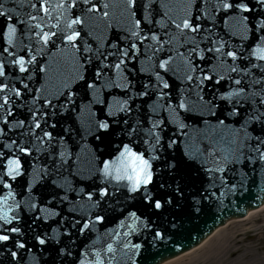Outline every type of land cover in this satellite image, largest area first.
<instances>
[{"label":"snow or ice","instance_id":"snow-or-ice-1","mask_svg":"<svg viewBox=\"0 0 264 264\" xmlns=\"http://www.w3.org/2000/svg\"><path fill=\"white\" fill-rule=\"evenodd\" d=\"M5 2L0 264L37 248L43 264H106L88 242L105 222L140 251L213 206L264 203V0H29L24 19ZM110 7L114 33L85 30Z\"/></svg>","mask_w":264,"mask_h":264},{"label":"water","instance_id":"water-1","mask_svg":"<svg viewBox=\"0 0 264 264\" xmlns=\"http://www.w3.org/2000/svg\"><path fill=\"white\" fill-rule=\"evenodd\" d=\"M28 2L29 0H20V3L23 4V7H21L20 3H15V0H13V3L5 2V7H12L15 4L17 14L19 15L20 19H24L25 12L31 11L27 7ZM166 2L171 5H176L180 3V0H166ZM101 3L118 5L120 3V0H101ZM108 11L110 12V16H113L112 19L105 21L103 18H100L95 22H86L85 30L87 31L90 28L96 27L98 25L99 27L97 28L96 32L97 35H99L101 31L105 36L109 35L110 32L114 33L117 27L115 19L119 17V8L110 7ZM178 12V8H173V14H178ZM105 23L112 24V29H106ZM234 42L238 43V40H234ZM141 60L143 62L138 63L137 67L146 68L150 71V62L145 61L143 57L141 58ZM103 95L107 96L108 90H105ZM95 107L99 108L100 106L96 105ZM77 143H79V138H77ZM92 143L93 142L91 141V138H87L85 139L81 147H76L74 149V151L80 153L81 161L84 162L85 165L87 160L90 159L89 149L92 147ZM74 171L75 169H73V172ZM66 178L69 182H72L74 186H79L75 185V179L73 176L66 174ZM253 191H258V189L254 188ZM263 204L264 203L253 200L251 197H245L238 201V207L236 205H228L226 208L213 206L210 212H207L199 218L193 219L190 222L185 221V228L188 229V231L184 232V234L180 237H177L175 244H173L171 241H166L164 244H156L154 246H150L148 243H145L143 249L140 251L124 249L123 245L120 243L121 238L113 237L110 235L111 230L115 228V224L108 222H105V224L103 225H98L97 228L93 230V233L91 234V240L88 242L94 245L97 250H100L102 252L106 264H160L165 259L178 255L181 252H184L199 244L216 228L226 224L230 219L243 217L250 210L256 209ZM142 240L143 238L141 237L134 240V242H141ZM107 243L113 244L112 253H108L106 251ZM43 259L44 257L40 254L39 248L34 249L33 253H29L26 256V260H28L30 264H43Z\"/></svg>","mask_w":264,"mask_h":264},{"label":"bare ground","instance_id":"bare-ground-1","mask_svg":"<svg viewBox=\"0 0 264 264\" xmlns=\"http://www.w3.org/2000/svg\"><path fill=\"white\" fill-rule=\"evenodd\" d=\"M233 221L236 220H229L200 245L163 264H264L262 257H256L239 238L245 229Z\"/></svg>","mask_w":264,"mask_h":264},{"label":"rangeland","instance_id":"rangeland-1","mask_svg":"<svg viewBox=\"0 0 264 264\" xmlns=\"http://www.w3.org/2000/svg\"><path fill=\"white\" fill-rule=\"evenodd\" d=\"M233 222H237L239 225H242L233 226H238L245 229V232L239 235V238L244 240L246 246L251 248V251L256 257H262L264 260V207L253 212L245 219L236 220ZM252 228H255L256 230Z\"/></svg>","mask_w":264,"mask_h":264}]
</instances>
